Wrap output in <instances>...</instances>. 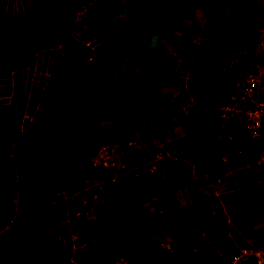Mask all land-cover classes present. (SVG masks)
Here are the masks:
<instances>
[{"label": "trees", "instance_id": "1", "mask_svg": "<svg viewBox=\"0 0 264 264\" xmlns=\"http://www.w3.org/2000/svg\"><path fill=\"white\" fill-rule=\"evenodd\" d=\"M33 1L36 10L21 15L14 32L21 38L56 33L61 60L49 78V60L32 44L40 60L36 69L11 58L0 73V95L10 102L0 124V206L5 203L10 214L8 202L17 196L24 221L13 234L0 235V264H22L25 251L31 252L28 264H73L55 235L58 201L79 184L103 180L107 182L102 201L93 208L89 228L107 233L84 247L80 264L100 259H107V264H183L188 256L190 264H229L237 248L228 236V218L217 196L203 191L190 175L185 192L204 217L205 236L191 237L187 228L176 229L168 234L164 249L161 239L150 237L139 224L133 208L150 193L125 192L143 178L124 169L117 175L104 167L92 169L90 160L109 139L127 141L140 121L149 125L180 108L183 101L176 92L190 93L196 107L179 144L181 154L166 158V175L184 176L189 165L202 162L200 178L213 182L224 174L229 162L219 153L220 141H213L222 125L223 106L259 46L258 20L264 17L259 0H231L234 14L227 33L207 58L202 57L206 43L193 25H172L167 13H173V0H108L102 15L121 14L122 22L116 38L93 44L63 37L51 20L73 18L83 0ZM87 24L100 25L96 13ZM175 31L183 61L198 62L197 73L189 79H182L165 55L164 39ZM226 35H231L229 48ZM119 68L125 69L124 78L118 75ZM39 100L40 107L29 119L23 110ZM223 133L222 144L235 154L231 160L235 165L253 158L264 145L263 133L251 138L242 117L230 118ZM210 138L213 147L208 145ZM113 176L118 183L110 181ZM243 264L254 263L249 258Z\"/></svg>", "mask_w": 264, "mask_h": 264}, {"label": "rangeland", "instance_id": "2", "mask_svg": "<svg viewBox=\"0 0 264 264\" xmlns=\"http://www.w3.org/2000/svg\"><path fill=\"white\" fill-rule=\"evenodd\" d=\"M0 0V73L9 66L11 58L22 61L25 66L39 65V58L31 45L39 48V56L48 58L50 62L49 78L58 71L61 52L58 46V37H18L14 32L16 20L23 14L34 12L36 6L33 0ZM108 0H83L80 9L71 19H62L58 16L51 18L57 33L68 37L71 41L86 44L97 43L101 40L116 38L115 30L122 22V15H102V9L108 5ZM173 13H167L175 27L182 23L191 24L201 34L206 43L202 57L207 58L217 48L221 37L227 33L230 20L234 14L231 0H173ZM258 10H264V0H259ZM96 13L100 25L97 27L87 24L90 16ZM98 13V14H97ZM261 15V14H260ZM99 17V18H98ZM258 25L261 27L259 46L248 59V67H244V74L259 77L264 84V17L260 16ZM226 47L231 46V35L225 36ZM180 35L164 39L165 55L173 68L182 79L193 77L198 71V62H185L180 56ZM125 69L119 68L118 75L124 78ZM240 78V79H241ZM239 79V80H240ZM239 80L237 82H239ZM236 82V83H237ZM236 85V84H235ZM241 83L239 84V86ZM49 88V82L48 87ZM235 88V86H234ZM182 98V105L173 110L164 119L150 122L149 125L140 121L133 128L131 137L127 141L111 138L105 142L90 160L92 169L106 168L116 175L124 170L132 172L133 176L143 178L140 184L126 193L142 195L149 192L147 200L135 205V213L139 224L149 233V236L161 239L162 247L170 238L168 234L176 229L187 228L191 237H203L205 220L198 215L196 203L185 192L187 175L208 194H215L219 201L220 209L228 218V236L235 248L245 249L250 253L261 254L264 258V155L258 152L251 159L231 161L235 154L228 144H222L223 129L230 118L242 117L235 108L241 106L242 100L230 103L229 97L225 102L224 118L213 138L208 139V145L213 147V142L220 141L219 153L225 161L229 162L227 171L213 182L200 178L203 162L189 165L185 175L168 178L166 175V158H176L181 152L180 142L183 140L192 112L197 100L190 93H177ZM261 95V97H263ZM45 97V96H44ZM42 100L33 104L23 113L30 119L40 107ZM245 103V102H244ZM10 102L0 95V124L5 118ZM211 144V145H210ZM111 182H119L113 176ZM89 181L71 188L58 201V228L55 235L66 249L69 259L73 264H80L78 257L88 243L98 240L107 230L99 233L90 231L89 222L93 216V208L102 201L104 184ZM18 197H12L8 205L12 207L7 214V205L0 206V235L13 234L24 223L21 212L18 210ZM130 212V211H129ZM187 237V236H186ZM216 249V247H214ZM195 248L193 253H195ZM188 255V254H187ZM252 254H249L251 256ZM248 256V257H249ZM31 252L21 254L22 264H28ZM188 263L190 258L188 256ZM117 262H121L120 259ZM122 263V262H121ZM89 264H107V259L94 260ZM200 264V263H194Z\"/></svg>", "mask_w": 264, "mask_h": 264}, {"label": "built area", "instance_id": "3", "mask_svg": "<svg viewBox=\"0 0 264 264\" xmlns=\"http://www.w3.org/2000/svg\"><path fill=\"white\" fill-rule=\"evenodd\" d=\"M241 85L239 86V84ZM264 84L261 83L259 77L248 75L246 78H241L236 83L235 88L229 95V102L243 101L241 106L233 108L241 114L244 126L250 132V137H257L260 133L264 135ZM245 102V103H244ZM261 155H264V145L259 150ZM249 254H252L249 256ZM250 253L245 249H239L232 256L229 264H243L249 258H252L254 264H264V258L261 254ZM249 256V257H248Z\"/></svg>", "mask_w": 264, "mask_h": 264}]
</instances>
